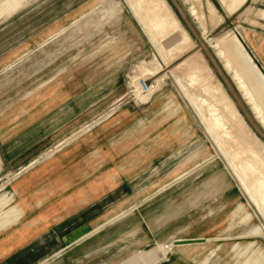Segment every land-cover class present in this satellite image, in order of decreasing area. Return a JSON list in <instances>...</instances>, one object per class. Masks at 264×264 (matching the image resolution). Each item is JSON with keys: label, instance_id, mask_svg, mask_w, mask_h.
Here are the masks:
<instances>
[{"label": "rangeland", "instance_id": "obj_1", "mask_svg": "<svg viewBox=\"0 0 264 264\" xmlns=\"http://www.w3.org/2000/svg\"><path fill=\"white\" fill-rule=\"evenodd\" d=\"M182 1L196 14L190 18L194 25H202L243 74L264 114V60L249 35L264 34L258 22L264 20V0ZM0 7V196L14 199L11 187L22 175L104 129L108 141L121 144L122 158L138 169L137 180L123 184L126 211L113 219L141 218L148 206L155 210L160 227L154 232L158 243L147 251L150 261L171 255V264H264V217L228 157L244 155L235 148L244 138L238 136L235 146L225 138L227 155L202 125L190 94L200 85L195 81L215 88L216 74L166 0H8ZM153 37L170 68L180 75L188 65L198 69L190 91L165 74L169 63L156 58ZM187 39L195 44L188 51L181 48ZM238 48L257 76L244 68ZM134 77L151 87L161 79L157 91L141 102ZM34 94L38 117L29 124L34 103L27 101ZM34 148L38 154L27 165L7 163ZM240 159L264 178L246 155ZM13 199L3 212L17 210ZM191 238L203 241L190 248L173 243ZM55 254L35 264H50Z\"/></svg>", "mask_w": 264, "mask_h": 264}, {"label": "crops", "instance_id": "obj_2", "mask_svg": "<svg viewBox=\"0 0 264 264\" xmlns=\"http://www.w3.org/2000/svg\"><path fill=\"white\" fill-rule=\"evenodd\" d=\"M2 2L0 6L8 0ZM258 22L264 27V20ZM250 32L264 60V34ZM27 102L34 103L27 120L31 124L38 117V94ZM105 135L101 129L91 141L73 143L11 187L19 216L0 230V264H35L53 253L57 254L48 259H56L50 264H171V255L155 263L149 260L147 251L158 243L154 232L160 227L154 209L148 206L141 218L113 219L126 211L121 202L123 184L137 180L138 169L122 158L121 144L108 141ZM37 154L38 148L29 149L7 163L24 166ZM185 242L173 241L188 246ZM135 251L140 254L134 255Z\"/></svg>", "mask_w": 264, "mask_h": 264}, {"label": "bare ground", "instance_id": "obj_3", "mask_svg": "<svg viewBox=\"0 0 264 264\" xmlns=\"http://www.w3.org/2000/svg\"><path fill=\"white\" fill-rule=\"evenodd\" d=\"M180 5L182 6L183 9L184 7H186L185 2L182 0H181ZM185 9L184 10L187 13L188 17L194 19L195 17L193 18V16H195L196 14L194 15L193 9L191 10L187 7ZM210 11L211 13L212 11L214 12V10H211V9ZM152 16L153 15L148 16V17L151 18ZM154 19L155 18H153V20ZM142 22L145 25V27L148 30H150V27H151L150 24L147 23L146 21H142ZM167 24H170V23H167ZM201 26L197 23H195L194 25V27L200 34L201 39L204 41V43L208 46V48L215 55L216 59L218 60V62L220 63V65L222 66V68L224 69L228 77L230 78V80L232 81L234 87L236 88L237 92L241 96L247 108L253 115L256 122L264 130L263 109L261 108V104L259 103V101L252 96V92H251L252 90L247 86L243 74L237 72V70L234 68V65L231 63V61L227 60L224 49L220 46V44L215 39L208 37L206 31L202 28L203 26L202 27ZM156 33H158V31ZM150 42L153 46L156 45L158 47V50L155 53L156 58L161 61L162 60L167 61L169 63L170 62L169 57L166 54V52L160 47L157 37L156 38L153 37V39ZM194 45L195 44L191 39H187L185 40L184 44L181 45V48L186 49V51H188ZM237 54L239 58L241 59V62L244 68L249 73H252L255 76H257L252 65L249 63L248 57L245 54H243L240 48H238ZM189 62L190 61H188V64H190ZM202 62L205 63V61H202ZM185 63L186 62H184V64ZM165 67H166L165 74H167L168 76L170 75L173 78H175V80H177L182 85V87L190 91L188 85L193 80L192 79L193 75L195 74V72H197L198 69H196L194 66L188 65L187 66L188 72L186 71H185L186 73L183 72L181 76L178 72L177 67L170 68V63L167 64ZM160 79L161 78L156 79L153 87H151L147 93H143L141 92V89H140V81H138L137 77L132 78L131 82L134 87L135 96L137 97V100L143 102L145 99H149V97L152 94H154V92L157 91L158 83ZM217 79H218L217 76L216 77L213 76L212 81L215 82V88L210 87L209 85H205L204 82H202L204 85L203 84L201 85V83L195 81L194 84L196 86H198L199 84L201 86L199 85V87L196 88L195 93L190 94L188 92L190 94V102L192 103L193 107L196 109L199 116L201 117L202 125L206 127L207 131L211 134L213 138L217 139L216 141L219 142V144L224 149V151L227 153V155H228L227 150H230V149H227L228 146L226 145L224 146V144H226L227 139L229 138L230 141L229 140L228 141L232 142L231 143L232 146H235L233 145V143L237 141L238 136H242L244 138L243 139L244 142L242 140L241 142L243 143H240V145L237 144L235 148L237 149V147H239L240 148L239 151L241 153H244V155H246V157L250 159V162L252 161L251 163H254V166L255 167L257 166L264 174V148L261 144V142L262 143L264 142L261 139H259L255 135V133L251 130V128L247 125L244 118L237 110L234 102L228 95L226 89L222 85L221 81L218 79L220 81L219 82ZM260 89H261L262 95L264 96V83L263 82L260 83ZM222 142L223 143L225 142V143L223 144ZM244 155H242V157H244ZM228 157H229L230 164L233 168L236 178L239 180L241 186L245 189L249 199L257 206L258 210L261 212L262 216L264 217V178L262 176L254 175L255 173L254 174L252 173L253 170L252 168H250V165H247V163H245L244 160L240 159L242 157L241 156L239 157V152H236V154H233V155H228ZM12 199L13 197L11 195L6 196V197L4 195L0 196V230L5 229L6 227L16 222L19 216V212L14 207L9 209L6 212H3V209L8 204H10V202H12ZM178 243H182V242H178ZM184 244H191V243H184Z\"/></svg>", "mask_w": 264, "mask_h": 264}, {"label": "water", "instance_id": "obj_4", "mask_svg": "<svg viewBox=\"0 0 264 264\" xmlns=\"http://www.w3.org/2000/svg\"><path fill=\"white\" fill-rule=\"evenodd\" d=\"M172 9L176 12L177 16L185 26L187 32L189 35L196 41L199 50L202 51L204 57L206 58L207 62L213 69L214 73L218 77V79L221 81L222 85L226 89L228 95L234 102L237 110L244 118L247 125L251 128V130L255 133V135L261 139L264 142V130L260 127V125L256 122L253 115L247 108L246 104L242 100L241 96L237 92L236 88L234 87L232 81L216 59L215 55L212 53V51L208 48V46L204 43V41L201 39L200 34L194 27L192 21L188 17L185 10L182 8L178 0H166ZM257 62V61H256ZM258 64V62H257ZM259 65V64H258ZM261 68V66L259 65ZM262 72L264 74V70L262 69ZM191 241H186L185 243H194V242H201L203 240H197V239H189Z\"/></svg>", "mask_w": 264, "mask_h": 264}, {"label": "built area", "instance_id": "obj_5", "mask_svg": "<svg viewBox=\"0 0 264 264\" xmlns=\"http://www.w3.org/2000/svg\"><path fill=\"white\" fill-rule=\"evenodd\" d=\"M150 88H151V85H148L146 82L143 81L140 83L141 92L147 93Z\"/></svg>", "mask_w": 264, "mask_h": 264}]
</instances>
